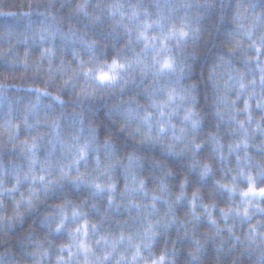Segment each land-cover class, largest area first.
I'll use <instances>...</instances> for the list:
<instances>
[{
    "label": "snow or ice",
    "instance_id": "1",
    "mask_svg": "<svg viewBox=\"0 0 264 264\" xmlns=\"http://www.w3.org/2000/svg\"><path fill=\"white\" fill-rule=\"evenodd\" d=\"M202 3L204 8L214 7L212 0H202ZM199 5L200 0H179L178 3L151 0L149 4L138 0L127 5L121 0L110 3L106 0H28V11L24 12L27 24L12 28L9 21L3 22L0 27V105L6 110L0 111V128L7 130L12 142L11 153L26 158L27 164L0 169V231L15 236L20 231L18 225L28 227L30 214L40 212L38 224L43 228L38 231L47 237L49 234L44 228L51 229L55 225L54 231L61 233L49 240V247H45V239L34 241L36 247L30 254L38 259H34L33 264H44V258L51 255L50 246L62 240L65 231L69 241L55 243V264H73L74 260L76 264H113L109 260L111 253L106 251L103 256H97L92 251L87 238L90 230L97 229L98 225L87 219L82 224L79 222L87 213L81 211L75 201L65 198L43 211L39 205L46 203L49 193L63 187L66 181L76 186L90 185L96 190L93 195H105L104 189L115 190L116 185L111 182L101 184L95 179L90 182L86 178L90 174L80 172L79 168L82 160L87 163L93 151H97L95 162L98 167L103 165L104 174L115 167L120 162L117 153L121 147L115 133H124L126 129L133 138L140 135L138 143H149L158 139L153 136L154 128L156 133H166L171 126L174 142L168 145L167 151L184 162L190 158L191 162L183 178L176 183L169 179L174 175L175 162L167 161L169 167L161 166L162 174L157 177L156 187L148 189L146 181L136 176V170L143 166L141 158L135 151L126 152L124 167L131 177V185L126 183L125 190L144 192L146 198L151 195L148 204L132 200L127 205L130 219L144 224L136 233L138 240L134 242L133 235L125 236L123 231L118 237L111 232L101 237L106 248L111 246L115 250L127 240L128 246L134 249L131 261L121 256L115 264H121V260L125 264H139L141 259L143 264H169L166 247L158 256L152 249L161 228L170 229L173 224L183 225V236L191 240L189 264H200L205 245L209 250L215 247L217 253L225 247V242L235 247L234 242L240 240L236 234L237 223L247 225L245 238L250 245L258 239L264 242V62L261 61L264 35L258 41L251 40L255 25H239L251 40L247 47L254 49L252 55L243 52V58L248 62L256 61L260 86L257 92L255 78L246 82V74L231 63L232 56L241 53L244 42L222 28L224 36L228 37L220 44L225 51L209 72V79L217 90L216 131H207L206 141L197 139L201 120L196 114L185 111L183 120L190 129L182 127L177 132L172 123L179 103L186 98V88L144 85L143 95L150 101L144 105L128 89L129 84H143L142 80H137V71L142 77L151 72L154 78L162 75L171 78L177 73L176 52H186L189 42L196 43L200 34V14L191 16L187 11ZM260 7L264 8V4ZM41 8L39 17L42 19L33 20V10ZM181 9L185 10L183 15H180ZM240 14L238 7L237 15ZM224 18L220 16L221 20ZM109 20L111 24L105 29L103 25ZM92 28L104 35L89 36ZM109 45L111 50L105 51ZM210 55L216 56V52ZM102 56L107 58L102 59ZM180 74L183 75V70ZM118 85L121 92H129L128 100L121 97L119 103L106 102L103 106L97 103L105 99V90L111 94ZM69 97L82 109H88L87 119L79 117V132L86 134L83 143L81 135L66 139L58 122L63 117L60 109L68 106ZM101 107L109 109L107 128L97 127V117L93 115L103 116ZM16 112L18 116L14 115ZM73 119L75 128L77 118ZM225 119L229 122L226 133L232 137L227 142L220 135L221 122ZM41 126L45 131H40ZM49 136L51 139H47ZM17 140L19 144L15 143ZM98 140L103 143L97 144ZM49 146L51 151L43 157L38 155L42 147ZM57 146L61 152L72 155L69 163L55 155ZM99 148H103V153H99ZM8 155L9 152H5V159ZM217 157L221 166L225 161L229 165L222 168L223 174L216 169ZM233 158L235 168L230 167ZM154 164L162 165V162L154 161ZM74 165L76 175L72 174ZM108 200L112 202L113 197L108 195ZM161 201L159 207L167 206L162 217L158 215ZM131 205L140 215H132ZM119 207L117 205V209ZM116 223L128 221L116 220ZM201 229L206 231L203 237H198L196 233ZM109 235L113 236L111 242ZM144 249L149 252L146 258L142 256ZM176 251L174 245L173 259ZM258 264H264V251L260 253Z\"/></svg>",
    "mask_w": 264,
    "mask_h": 264
},
{
    "label": "clouds",
    "instance_id": "2",
    "mask_svg": "<svg viewBox=\"0 0 264 264\" xmlns=\"http://www.w3.org/2000/svg\"><path fill=\"white\" fill-rule=\"evenodd\" d=\"M28 3V0H24ZM214 5L213 8L207 9L203 7L202 0H200L199 7H193L189 10L191 16H196L197 13L200 14L199 27L200 34L196 43L189 42L187 46V51L181 53L176 52L177 61H178V70L171 78L167 75H162L159 78H154L150 72L146 76H141V73L137 71L135 73L137 80H142L143 84H137L133 86L129 84L128 89L132 94L136 95L137 100L141 105L150 104V101L143 95V86H162L166 85L168 87H175L178 90L187 89L186 98L182 103H179L178 111L173 116L172 123L176 125V130L179 132L180 128L190 129V125L185 124L183 117L185 111H190L198 116L201 120V128L197 135L199 141H206L207 131H205V122L211 126L216 121V99L211 95L207 89L209 88L208 81L204 77L203 71H197L200 65L207 61L209 55L212 52H224L225 50L220 46L222 40H227L228 37L224 36L222 28L228 32H231L236 39H240L244 42V48L241 50L240 54H234L232 56V66L244 72L246 74L247 80L255 78L256 80V91H260L259 86V69L255 66L256 61L253 59L251 62L246 61L243 58V52H247L249 55H252L254 49H249L247 46L251 40H259V38L264 35V8L260 7L261 4H264V0H212ZM22 0H0V27H3V22L5 20L9 21V27L15 28L20 25H25L28 23V19L24 16V12L19 11L22 8ZM223 6V7H221ZM240 9V15H237V8ZM17 8V11H8L6 9ZM42 9V8H41ZM185 10L181 9V13ZM33 12L38 14L42 12L40 9L33 10ZM32 12V13H33ZM223 15L224 20L220 19V16ZM83 24V20L80 21ZM244 25L245 27H251L255 25L253 36L251 40L244 35L242 29L239 25ZM94 33L103 36L104 33H101L92 28ZM105 44L108 42L105 41ZM207 49V52L205 51ZM111 50L110 45L105 48V51ZM212 56V55H211ZM102 59L107 57L102 56ZM213 60H216V56H212ZM261 61L264 62V56L261 57ZM110 62V61H109ZM239 64V67L234 65ZM183 70V75L181 76L180 72ZM155 79V84L153 81ZM106 91L105 99L97 101L101 106L106 102L111 105L119 103L121 97L124 100H128L129 92H121L120 86L118 85L115 89L111 90V94H107L109 90ZM234 91V90H233ZM215 95H217V90L214 89ZM235 98V96L233 97ZM15 106V105H14ZM135 107V104L132 105ZM4 107L0 105V111H4ZM63 112V117L59 123L62 125V134L66 139H71L72 135H81L79 132V117L88 118V109L81 108L78 103L73 102V98L69 97V103L67 107L60 109ZM155 112V109H151ZM113 111H115L113 109ZM142 111V109H141ZM100 112H103L104 115L101 118L99 113H95L97 117V127H108L107 117L109 114V109L101 107ZM15 116H18L19 113H14ZM243 115V114H240ZM74 116L77 118L74 125ZM2 124V121H0ZM254 126V125H253ZM115 127V126H113ZM134 127V125H133ZM43 128V126H41ZM6 128H0V169H11L13 164L17 166H26L27 160L24 157H21L18 153L13 155L11 153L12 142L9 141L6 134ZM191 131H188V135L191 136ZM231 136V134L229 133ZM116 138L119 139L121 147L118 150L117 156L119 158V163H116L115 167L111 168L104 174V167L101 165L98 167L96 165V155L97 151H93L90 154V157L85 163L83 160L80 163V172L89 173L86 178L91 182L92 180H97L98 183H114L116 189L109 192L108 189H104L105 195H93L96 191L90 185H80L76 186L71 181H66L63 187L57 188L55 191L50 192L47 201L49 199L58 201L57 203L62 202L63 199H68L75 201L76 206H78L81 211L87 213L79 222L82 224L84 219L89 220L92 223L98 225L97 229H92L89 232L87 238L88 244L91 246L92 251L97 256H103L105 252L111 253L109 260L115 264V261L120 259L121 256L127 257L129 261L132 259V254L134 249L128 246L127 240L121 242L115 250L108 246L107 248L104 245V241L101 239L102 236L111 232L116 237L119 236V233L123 231L125 236L128 234L133 235V241L139 239L136 235L137 232L141 231L144 227V224L140 221H133L129 217L128 206L132 200L137 202L148 204L149 197L146 198L144 192L137 191L135 193L130 190H125V184L131 185V177L128 176L124 165L127 162V151H135V154L141 158L142 167L136 170L137 179H144L146 181L148 189H152L157 185V177L162 174L161 166L167 168L169 165L167 161L175 162L172 166L173 176L169 177L170 180L178 183L182 178L187 169L189 168L190 158L187 162H184L181 157L175 156L169 151H167L168 145L174 142L172 135L171 126H169L166 133H156L155 128L153 129V136L157 137L155 142L149 143H138L140 140V135L136 134L133 138L128 130L126 129L124 133L116 132ZM86 138V134L81 135L80 142L83 143ZM20 139H23L20 137ZM47 139H51L49 136ZM16 144H19V140L15 141ZM97 144H102L103 140H98ZM59 148V146H57ZM177 147H180L178 144ZM47 150L49 147H42ZM41 148V149H42ZM57 149V148H56ZM99 153H103V148L98 149ZM5 152H9L7 159H5ZM47 152V151H46ZM252 152L255 153L256 149H252ZM64 163H69L72 159L71 154H65L60 151L58 154ZM103 161V156H101ZM154 161H161V164H154ZM223 167H229L227 161L221 166L220 162L217 165V171H220L221 174ZM235 168L234 166H230ZM72 174L76 175V167L73 166ZM231 175V173H230ZM125 194L122 196L121 193ZM108 195L113 197V201L109 202ZM163 202H158V207ZM95 205V207H92ZM119 205V209H117ZM41 211L48 210V203H41L39 205ZM132 215H140L139 211L135 208L134 205H131ZM71 206L69 208V212ZM167 211V206L159 207L158 215L163 216L164 212ZM40 212H33L30 214L31 223L28 227L24 225H18L17 227L20 231L16 232V235L13 236L11 233L5 235L3 231H0V241H7L6 244L0 243V264H33L34 258L31 256V252L35 250L34 241L37 239H45V247H49V240H54L55 237L60 236L61 233L54 231L55 225L51 229L44 228V232H47L49 235L44 236L43 232L38 231V228H43L42 225L38 224V218L40 217ZM183 217V213L180 214ZM120 216H126L125 219H118ZM111 218V219H109ZM155 216L151 217L153 221ZM116 220L125 221L128 223L117 224ZM103 221V225H101ZM231 222V221H229ZM255 223V220H253ZM74 227L75 225H69ZM12 231H16L13 229ZM191 232V229H189ZM206 229H201L196 233L198 237H203V233ZM28 232H31L32 235H27ZM248 232L247 225L241 226L239 223L236 225V234L240 236L239 241H235V247L225 242V247L217 253V249L212 247L209 250V246L205 245L204 249L201 251V260L200 264H233V261L236 264H258L260 253L264 251V242L259 239L255 244H249L248 240L245 238V234ZM226 234V233H225ZM109 241L113 240V236H108ZM100 240V243L97 244L96 241ZM69 241V236L65 231L62 240H57L55 243H65ZM203 242V240H202ZM55 243L51 247V255L44 258V264H55V256L57 249ZM191 244V240L188 237L183 236V225L173 224L170 229L161 228L160 232L155 238V243L153 245V252L158 256L165 247L167 248L166 256L168 258L169 264H189L191 257L188 256V245ZM175 245L177 251L174 254L172 248ZM75 251V249H73ZM148 249H144L142 256L148 257ZM73 264H76L75 260ZM121 264H125L121 260ZM139 264H143V260L139 261Z\"/></svg>",
    "mask_w": 264,
    "mask_h": 264
},
{
    "label": "trees",
    "instance_id": "3",
    "mask_svg": "<svg viewBox=\"0 0 264 264\" xmlns=\"http://www.w3.org/2000/svg\"><path fill=\"white\" fill-rule=\"evenodd\" d=\"M69 2H72V0H69ZM106 2H109V3H110L111 0H106ZM121 2H122V3H125V5H127L128 3H133V4H135V3L138 2V0H121ZM139 2H141V3H145V4H149V3H151V0H139ZM173 2H177V3H178L179 0H173ZM22 3H23V5H24V7L20 8L19 11H21V12H26V11H28L27 6H26L27 3L24 2V0H22ZM6 10H8V11H17V8H11V9H6ZM40 11H43V9H40ZM180 15H183V13H180ZM37 18H38V14L35 13V12H33V13H32V19H33V20H37ZM39 18L42 19V17H39ZM73 22L75 23V21H73ZM110 24H111V21L109 20V21H107V22L103 25V27H104L105 29H107V28L109 27ZM96 30L99 31V29H96ZM93 34H94L93 31H89V36H93ZM120 46H122V43H121ZM110 47H111V46H110ZM220 54H221V52H217V53H216V57H218ZM66 55H68V54L66 53ZM68 58H70V56H69ZM214 62H216V60H213L212 56L209 55L207 61L204 62V63H202V64L200 65V67L197 69V71H198V72H199V71H203V73H204V77H205V79L208 81V84H209V88L207 89V91H208L211 95H213L214 99H216V95H215V92H214V88H213L212 81L209 79V72L211 71V67H212V64H213ZM234 66H235V67H239V64H236V65H234ZM239 106L242 107V103H241ZM102 117H103V116L101 115V118H102ZM228 123H229V122L227 121V119H225L223 122H221V131H220V135L224 137V139H225L226 142H227V140H229V139L232 138L229 134L226 133V129H227V127H228ZM215 124H216V121H215L211 126H209L208 123L205 122V131H216ZM40 131L43 132V131H45V129H44V128H41ZM33 134H35V133H33ZM22 138H23V136H22ZM210 150H211V149H210V147H209V151H210ZM46 151H51V148H49V149H47V150H45V149L42 148V149L40 150V152L38 153V155L41 156V157H43V156L45 155ZM58 152H59V148L57 147V149H56V151H55V154H58ZM216 163H217V165L219 164V158H218V157L216 158ZM234 164H235V160H234V158H233V159H232V163H231L230 166H234ZM23 190H24V189L22 188L21 191H23ZM57 202H58V201H54V200H51V199H49V200L47 201L49 208L51 207V205H53V204H55V203H57ZM181 214H182V213H181ZM125 218H126V216H120V217H118V219H125ZM30 223H31V220L29 219V220H28V224H30ZM25 227H27V225H25Z\"/></svg>",
    "mask_w": 264,
    "mask_h": 264
}]
</instances>
